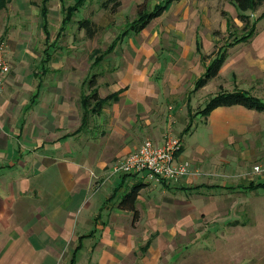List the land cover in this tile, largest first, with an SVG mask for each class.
<instances>
[{
  "label": "rangeland",
  "instance_id": "1",
  "mask_svg": "<svg viewBox=\"0 0 264 264\" xmlns=\"http://www.w3.org/2000/svg\"><path fill=\"white\" fill-rule=\"evenodd\" d=\"M76 1L9 0L6 8L0 10V40L5 42L11 60L10 82L0 90V129L25 125V157L36 153L29 142L38 141L39 126L61 124L52 110L57 101L71 108L69 114L63 116L69 132L79 128L84 116L77 131L83 146L73 149L72 156L79 157V153L86 151L84 142L87 136H91L89 128L96 119L93 117L92 122L90 113L95 103L88 101V108L84 111L80 99L92 91L88 80L93 74L96 75L95 88L102 100L117 89L133 84L125 83L120 75L140 78L133 74H142L146 93L153 94L146 96L147 118L152 129L161 131L162 139L169 135L181 138L176 128L183 121L180 116L189 108L191 127L181 139L185 151L191 154L198 147L209 145L208 134L202 124L204 116L196 114L219 87L218 81H213L202 92L201 88L194 89V80L204 64L209 62H201L198 53L210 55L224 49L233 52L235 48L246 46L245 43L237 44V47L229 45L241 35L242 24L236 19L237 10L227 0H184V6L179 5L180 0H174L168 11L151 20L141 32H129L122 37L139 12L150 11L165 0H120L121 5L115 13L101 7L103 0H87L62 30L65 8ZM44 11L45 20L42 18ZM221 12L233 19L229 30ZM263 13L264 3L248 14L253 20ZM175 14L176 19L184 14L186 26L182 29L183 36L196 26L200 52H184L185 37L180 40V49L175 50L169 45L172 37H167L165 29ZM82 19H88L94 25L95 34L91 38L77 27V21ZM44 22L47 34L43 30ZM256 28L257 33L264 29V19L257 22ZM161 29L163 31L159 33ZM239 67L241 71L246 69ZM256 75L247 92L264 101V73ZM39 101L44 107L40 108ZM110 101H104V108L111 107ZM42 110L47 116L41 114ZM21 118L25 119L23 123ZM67 130L63 129V132ZM144 134L138 139V144L144 139L152 140L151 136ZM3 136L2 140L9 137ZM17 138L15 135L14 139ZM236 142L243 148L228 152L232 158H238L237 166L240 167L235 173L236 178L222 176L218 172L211 176L212 181L221 185L232 184L234 188H215L202 193H188L186 190L168 193L169 188L166 190L164 183L140 179L147 182H141L142 188L135 203L137 220L127 228L133 229L135 239L138 238L137 249L132 247L127 254L116 255L114 260L92 262L83 258L88 243L85 242L83 250L78 253L81 261L76 264H264V188L235 187L247 185L250 181L264 182V174L253 171L256 165L264 168V112L257 113L246 138H237ZM118 160L116 157L113 161ZM59 167L63 172L68 171L65 161ZM105 173L108 179L104 175L102 185L97 187L96 184L95 192H91L98 205L101 204L98 201L105 200L103 194L111 190L108 182L113 176L108 175V169ZM114 177L118 178V175ZM208 177L201 176V179L206 181L210 179ZM181 200H189V205L180 203ZM129 214L131 219L133 214ZM150 215L155 219L152 224ZM139 218L142 219L139 221ZM150 236L152 246L142 254L139 247Z\"/></svg>",
  "mask_w": 264,
  "mask_h": 264
},
{
  "label": "crops",
  "instance_id": "2",
  "mask_svg": "<svg viewBox=\"0 0 264 264\" xmlns=\"http://www.w3.org/2000/svg\"><path fill=\"white\" fill-rule=\"evenodd\" d=\"M183 1L180 0V6L185 5ZM172 3L167 5L165 11H168ZM176 14L172 16L169 27L165 29V33L170 35L167 37H172L169 38V45L174 46L175 50L180 49V40L185 37L187 41L183 44V51L200 52L196 26L183 36L182 29L186 26L183 21L184 14L177 19ZM162 31L159 30V33ZM245 44L246 46L241 48H235L237 47L235 45L233 48L236 50L230 52V49L227 52L218 75L202 87L201 92L213 81H218L219 87L215 94L237 89L248 91L250 84L257 77L256 74L264 73V29ZM6 49V57L10 64ZM200 61L204 62L201 59ZM207 64H204V71ZM239 66L246 69L241 71ZM203 70L193 85L204 73ZM8 75L0 84V90L6 82H10ZM133 75L140 78L120 75L125 83L133 84L111 93L118 94L110 101V108L103 107L96 114L90 110L93 115L92 122L96 116L92 126L94 129L89 128L92 132L84 142L86 151L79 153L81 154L79 157L72 156V153L73 149L83 146V142H79L81 140L77 132L83 123V115L79 128L69 132L70 130H67L69 125L64 124L63 116H67L71 108L63 102L57 101L52 107L61 124L53 127L39 126L38 141L29 142L30 148L38 152L37 156L32 152L25 157V125L0 129V264H76L81 261L78 253L83 250L85 242L88 243L83 258L92 262L114 260L116 255L127 254L132 247L137 249L138 238L135 239L132 227V230L127 229L128 224L129 226L132 224L130 212L120 209L118 202L132 186L147 182L140 180L143 179L142 174L134 175V178L127 174L120 175L121 177L118 175V178L113 176L109 182L107 181L111 190L105 193L106 195L103 194L105 200L98 201L101 203L99 205L95 202L94 194H91L96 184L97 187L102 185L101 179L106 176L105 170L109 171L115 162L114 158L120 160L140 145L142 141L138 144V139L142 134L145 133L143 136L146 137L151 136L154 144L163 141L161 131L152 129L147 118L146 96L151 97L153 94L146 93L142 74ZM36 92L39 94L38 90ZM42 107L44 106L40 103V108ZM186 110V114L184 112L180 116L183 121L179 122L180 125L176 128L182 135L181 139L191 127L185 130L191 123L190 110L189 108ZM257 113L258 111L240 105L213 109L202 120L208 134L209 145L198 147L196 152L188 154L182 144L177 161H187L189 173L165 183V189L169 188L167 192L183 193L186 190L188 193H202L204 190L215 188H234L232 184L221 185L212 181L211 176L218 172L222 176L236 178L235 173L240 167L237 166L238 158L235 156L232 158L228 152L243 148L236 140L240 137L246 138L254 125ZM41 114L47 116L43 110ZM24 120L21 118L20 122L23 123ZM63 129L67 131L63 132ZM5 134L9 137L2 140ZM15 135L19 138L14 139ZM62 161L68 164L66 172L59 167ZM206 175L210 176L208 177L210 181L208 179L203 181L204 177L201 179V176ZM105 179H108L107 176ZM248 184L235 187L249 189ZM180 203L189 205V200H181ZM141 219L139 218V221ZM152 221L155 219L150 215V224ZM140 240L143 241L144 238ZM151 243V236L145 239L144 244L139 247L142 254L150 250Z\"/></svg>",
  "mask_w": 264,
  "mask_h": 264
},
{
  "label": "trees",
  "instance_id": "3",
  "mask_svg": "<svg viewBox=\"0 0 264 264\" xmlns=\"http://www.w3.org/2000/svg\"><path fill=\"white\" fill-rule=\"evenodd\" d=\"M48 0H43L46 2ZM87 0H77L72 6H68L65 8V14L61 19V29L68 23V20L71 16L78 11L79 7L83 5V3ZM174 0H165L164 3L156 4L153 9L150 11L139 12L137 18L134 22H132L128 28L124 31L125 33L122 35L125 36L129 32L139 33L141 32L151 20L160 17L165 11L168 4L173 2ZM236 10V19L242 24L240 31L241 35L237 36L233 42H230V46H234L240 43L249 42L257 33L256 24L260 20L264 19V13L261 14L256 19H251L248 13L255 12L259 7H261L264 3V0H227ZM9 0H0V9L5 8ZM121 5L120 0H103L101 2V7L104 10H108L111 13H115L119 6ZM43 9V8H42ZM46 11V10H45ZM42 13V18L45 20L46 12ZM221 15L225 18L227 30L232 27L233 19L231 20L230 16L225 12H221ZM234 25V24H233ZM43 30L47 34L45 30V22L43 23ZM77 27L79 30H83L85 35L88 38H91L95 34V28L91 21L88 19H82L77 21ZM61 30V31H62ZM227 51L226 49L221 50L216 54L203 55L200 54V59L202 61H209L204 73L196 80L194 84V89H200L204 87L211 79L215 78L221 66L223 65L226 59ZM47 59V58H45ZM95 62V60H94ZM96 75L93 74L88 80V86L91 87L92 91H90L88 96L80 99L81 108L84 111L88 108V101H93L95 103L94 108L91 107V111L99 113L103 109L104 101L114 100L118 93H113L104 100L99 98L98 92L95 88L96 85ZM232 105H240L249 110H255L258 112H264V101L256 96L251 95L247 91L244 90H233L231 92H218L217 94L211 96L204 106L197 112V114H201L206 117L213 109L221 106H232ZM84 120V116H83ZM191 123L188 124L185 130H188ZM142 184H136L132 186V188L125 193L118 202V207L126 212H130L133 214L132 221L137 220V210L135 208V203L137 196L139 194L140 189L142 188ZM250 190H256L258 188H264V182L253 183L250 182L247 186Z\"/></svg>",
  "mask_w": 264,
  "mask_h": 264
},
{
  "label": "built area",
  "instance_id": "4",
  "mask_svg": "<svg viewBox=\"0 0 264 264\" xmlns=\"http://www.w3.org/2000/svg\"><path fill=\"white\" fill-rule=\"evenodd\" d=\"M5 42L0 40V84L10 72V64L5 53ZM182 148V140L177 136H166L162 143L154 144L152 140L144 139L140 145L116 161L109 170V176L141 175L151 182L168 183L189 173L187 161H177V155ZM253 171L264 174L260 165Z\"/></svg>",
  "mask_w": 264,
  "mask_h": 264
}]
</instances>
